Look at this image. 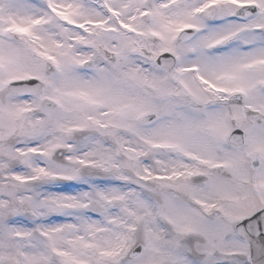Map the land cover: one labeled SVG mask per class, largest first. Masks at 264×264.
<instances>
[{"label": "snow or ice", "instance_id": "snow-or-ice-1", "mask_svg": "<svg viewBox=\"0 0 264 264\" xmlns=\"http://www.w3.org/2000/svg\"><path fill=\"white\" fill-rule=\"evenodd\" d=\"M0 264H264V0H0Z\"/></svg>", "mask_w": 264, "mask_h": 264}]
</instances>
